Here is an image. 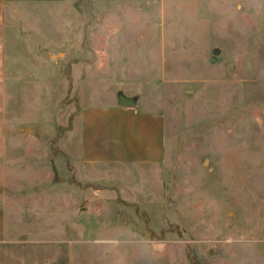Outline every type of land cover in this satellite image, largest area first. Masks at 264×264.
<instances>
[{"label": "rangeland", "instance_id": "1", "mask_svg": "<svg viewBox=\"0 0 264 264\" xmlns=\"http://www.w3.org/2000/svg\"><path fill=\"white\" fill-rule=\"evenodd\" d=\"M121 96L162 164H83ZM0 212V264H264V0H0Z\"/></svg>", "mask_w": 264, "mask_h": 264}, {"label": "crops", "instance_id": "2", "mask_svg": "<svg viewBox=\"0 0 264 264\" xmlns=\"http://www.w3.org/2000/svg\"><path fill=\"white\" fill-rule=\"evenodd\" d=\"M31 10L35 5L68 8L70 0H3ZM82 162L86 167L154 166L166 155V121L139 108H86L81 116ZM7 238L6 221L0 212V248Z\"/></svg>", "mask_w": 264, "mask_h": 264}, {"label": "water", "instance_id": "3", "mask_svg": "<svg viewBox=\"0 0 264 264\" xmlns=\"http://www.w3.org/2000/svg\"><path fill=\"white\" fill-rule=\"evenodd\" d=\"M219 54H220V52L218 50L214 51V57L211 60V63H214V60H216V56H218ZM119 105L122 107L135 108L136 102L132 99L121 96L119 98Z\"/></svg>", "mask_w": 264, "mask_h": 264}]
</instances>
